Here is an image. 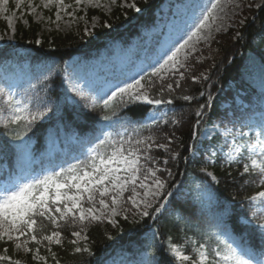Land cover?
I'll return each mask as SVG.
<instances>
[{
	"label": "snow or ice",
	"instance_id": "6c2138e0",
	"mask_svg": "<svg viewBox=\"0 0 264 264\" xmlns=\"http://www.w3.org/2000/svg\"><path fill=\"white\" fill-rule=\"evenodd\" d=\"M87 2L99 6L98 0H87ZM112 2L115 3L116 0ZM82 3L84 0H75L77 6ZM7 4L8 0H0V10L8 11ZM41 4L45 9L58 5L56 12L58 21L61 19V11L71 7L65 4V0H41ZM131 7L135 8V4ZM140 10L136 8L137 12ZM218 10H223L221 0H207V3L201 4L199 15L193 17L190 30L161 52L150 66V71H145L143 75L137 73L135 76H130L120 84L114 85L108 92H100L97 97L92 98L93 104L99 103L103 109L112 110L113 115H116L119 109L126 110L130 106H135L139 110L138 119L134 123L129 122L130 128L123 129L125 133H130L129 135L124 136L117 132L115 135L119 139H113L111 132L102 133L103 138H97L98 143L87 149L83 160H77L75 164L62 166L58 170L52 169L39 176L10 179L0 185V240L5 238L8 241L19 240L21 236L28 234L37 244L48 241L60 245L61 231H52L49 235L41 234L40 239H37L38 227L43 233V221L46 220L59 229L62 222L65 225L83 226L93 221L101 222L102 219H109L116 224L117 221L112 217L118 214H124L125 220L132 215L133 223H139L144 218L156 220L177 196H181L184 201L180 204L181 214L177 217L178 220L183 221L186 214L194 215L198 208L201 211L212 209L216 203L212 184L220 183L217 176L209 171L207 166H203L199 171L208 179L207 184H195L187 192H181L182 184L174 180L170 187H166L170 182L157 176L159 169L152 166L155 160L150 152L154 147L172 152L171 143L175 137L166 136L168 143L162 144L156 142L153 134L145 136L143 132L151 133L154 128L160 126L161 120L156 117L157 110L161 106L171 105L173 99L168 97L180 87L179 80L171 78L178 76L181 80L184 79L185 73L180 69L186 67L185 61L189 54L195 51V45L210 37L212 25L219 18ZM31 11L35 14L36 8L32 7ZM67 15L71 16L72 13ZM36 43L40 42L36 41ZM48 79L50 76L45 77V80ZM192 79L199 80L201 77L193 76ZM15 87L7 81L0 85V100L3 101L0 104V126L12 129L14 132L12 126L23 125L25 129L23 135L16 133L12 138L20 141L21 148H26L24 137L32 131L38 121L47 118L48 113L53 112L54 109L50 101L43 102L42 106L33 109V97L27 96L25 100L17 99L18 93L14 91ZM72 91L81 98H87L83 90L73 88ZM183 99L188 101L192 97L184 96ZM208 100H212L211 94L208 95ZM210 106L206 102L196 110L197 119L194 128L198 129L204 122L207 115L205 110ZM149 107L152 109L151 113L145 111ZM160 115L167 116L166 113ZM103 119L111 120L112 117L105 115ZM163 122L168 123V120L164 119ZM171 122L179 123L174 117ZM242 126L249 125L242 124ZM256 128L258 130L252 136L250 126L249 133H245L234 131L224 125V142L218 148L209 150L203 163L214 164L218 159H223L225 165L231 167L235 164L238 169H242L238 172L241 179L256 176L257 180H245V184L254 183L262 190L244 199L249 202L250 207L255 206V202H259V207L264 209V115ZM12 132L8 134L12 135ZM195 136L196 133L193 132L190 138ZM224 148H227V152L224 157H220L219 152ZM191 153V159L195 162L198 158L195 145L191 146ZM172 155L179 157L180 154L172 152ZM188 159L185 158L186 161ZM164 162L167 163V160ZM165 171L170 177L172 176L169 169ZM137 188L142 191H138ZM126 192L131 194L125 199ZM122 203L130 204L134 211L125 214L121 209L118 213L116 206ZM86 204L89 206L86 207ZM103 210H107L108 214L106 215ZM256 215V212H252L247 223H253ZM214 218L217 221L214 246L210 243L213 235L203 236L204 242L189 238L183 245L172 243L169 237L167 251L174 264H264V251L259 253L252 251L239 238L233 236L232 231L224 224L222 216ZM257 223L264 230V223L259 221ZM82 232L83 227L80 231L71 232L76 239L71 240L70 243L75 245L78 240L87 239L82 236ZM27 243L28 240H25V250L31 251L26 248ZM188 244L192 246V255L184 251ZM21 246L20 243L16 244L17 248ZM74 250L76 253L88 251L92 254L87 248L75 247ZM36 252V258L46 262L47 258L39 255V249ZM0 259L10 260L9 257H0ZM133 264H159V262L155 259V252H144Z\"/></svg>",
	"mask_w": 264,
	"mask_h": 264
},
{
	"label": "trees",
	"instance_id": "16d2710c",
	"mask_svg": "<svg viewBox=\"0 0 264 264\" xmlns=\"http://www.w3.org/2000/svg\"><path fill=\"white\" fill-rule=\"evenodd\" d=\"M161 2L163 0H135V4L142 10V13L137 12L134 7L119 5L114 7L109 14L95 8H87L88 18L95 15L100 18L98 24L88 32H84L80 27L76 31L40 33L41 25L29 18L27 26L19 25L21 37L16 39V45L4 44L0 47V53L3 51V53L8 54L12 49H24L32 63L36 62L38 57L41 56L52 58L54 73L48 80H45V77L50 74H44L42 80L37 82L36 88L40 91L38 96L40 100L43 96L42 102L53 101L57 96L54 89L58 86L55 72H58V74L61 72L65 59L72 54L83 51L89 52L95 47H99L102 41L108 37L127 33L132 27H136L142 21L144 22L149 17L146 18L144 15L147 13L152 14ZM243 14L245 19L242 23L237 24L238 28H229L228 31L217 33L211 44L202 50L208 58L207 60L198 63L192 59L193 63L184 71L185 77L180 81V87L176 88L171 97H168L173 99L171 104L175 110L173 117L179 123H172V119H169L168 123L162 127L160 136L164 141L166 136L175 137L172 140L171 149L180 155L176 160H173V176L171 177L173 179L179 177L183 168V158L188 154L189 143L192 140L190 137L194 132L193 126L197 119L196 110L200 105L208 102L209 94L217 93L213 105L214 114L221 112L219 101L223 93L233 92L231 87L229 90L222 92L218 90L220 86L223 88L228 87L230 85L229 81H233L247 93L249 91L254 95H260L264 92V0L259 7H254V2L248 1V6L243 9ZM1 25L3 24L0 23ZM36 41L40 43H36ZM193 76L201 77V79L193 80ZM184 96H190L192 99L185 101ZM103 111L112 110L103 109ZM83 114V110L75 108L74 115L77 119H80ZM138 114L139 110L135 106H130L126 110L121 109L113 117V120L117 124H121V127H127L131 119L134 121L138 119ZM46 125L47 122L42 124L41 129L44 130ZM12 128L16 130V126H12ZM0 129L5 128L1 126ZM10 130L12 132V129ZM8 133L7 130L3 132V135L12 137ZM27 135H29V132ZM214 168L216 173L222 169L218 164ZM238 172L237 167L231 175H227L229 172H222L221 174L222 179L217 191L218 196L224 201L225 207L233 205L236 208L245 196H249L259 189L252 183L245 185L246 177L241 179ZM201 176L200 173L197 174V177ZM212 216L216 217L215 215ZM228 224L236 225V221H230ZM131 225H134V223ZM131 225L129 222L123 223V221H120L119 226L122 227L120 229L111 228L106 223L87 226L90 249L94 252L93 255L100 253L114 239L127 234ZM232 230L235 231L236 228L232 227ZM64 231L66 232V229ZM123 233L124 235H121ZM56 249L63 264H80L82 258L86 256L84 252H73L70 242L66 246H58Z\"/></svg>",
	"mask_w": 264,
	"mask_h": 264
},
{
	"label": "rangeland",
	"instance_id": "374dc122",
	"mask_svg": "<svg viewBox=\"0 0 264 264\" xmlns=\"http://www.w3.org/2000/svg\"><path fill=\"white\" fill-rule=\"evenodd\" d=\"M248 1H253L254 7L262 4V0H221V6L223 10H218L219 18L212 25L210 37L207 40H201L195 45V51H192L185 61L186 67H190V65L193 63L192 59L196 60L198 63H202L204 60L208 59L206 58V55L200 51L204 47L206 49V45H209L212 42L216 33L228 31L229 28H238L237 24L242 23L245 19L243 9L248 6ZM134 2L135 0H121V5L129 7L133 5ZM169 3H171V1H168V3L163 5L164 11L162 10V17L156 21L155 25L141 29L140 35L134 37L129 45L121 48L119 47L118 43H116L113 51L110 54H103L102 58H104L105 61L102 62V67L107 69L110 67V62L112 61L113 64L116 63L117 73L122 70V73L129 72L132 74L131 76H135L137 73H139V65L144 63V60H148L152 57V52L158 41L159 43L155 52V58L153 60L154 62L160 56L162 51L171 46L174 40H179L181 37L185 36L193 24V17L195 15H199V6L203 3H207V0H178V2L174 1L172 4ZM65 4L71 5V7H68L66 11H61V19L58 21L56 19V12L59 7L58 5H53L50 8L45 9L41 4V0H8V4L6 5L8 11L0 10V21L1 24H3L0 26V45L4 42L14 43L17 38L21 37V34L19 33V25L27 26L29 18L36 23H40V33H42V31L49 33L52 30L61 32L76 31V29H79L80 27H82L84 32H88L98 24L99 16L96 15L88 18L84 14L79 16L78 12L81 9L90 6L109 14L117 5V0L115 3H113L112 0H98L99 6H94V4L88 3L87 0H84V3L79 6L75 4V0H65ZM32 7L36 8L35 14H33L31 11ZM53 8L54 10L51 12V9ZM168 9L169 11L167 12ZM67 13H72V15L69 16ZM161 28L163 30V35L161 37H154L156 33L160 32ZM156 30L158 32H156ZM205 31L207 32V30ZM149 46H153V49H149ZM140 50H142V52ZM129 57L136 59L137 64L134 66V68L138 71L135 70L132 72V69L125 68ZM97 62H99V60L82 62L72 68V76L71 79L69 78V84L73 88H76V85H81L82 83L85 85L88 74L91 73L90 76L92 77L97 69H101V67L95 68V66H98ZM132 62L134 63V61ZM9 64L10 61L0 64V74L5 75V78L8 80L7 82L17 86V82L14 83V81L16 78L20 79L26 72H28L29 63L25 62L26 67H24L14 62L13 66H16L17 71L16 75L13 76L4 72L1 68L4 66H9ZM111 68H114V65H112ZM185 68H181L180 70L183 71ZM111 83L112 82L109 81L107 85ZM0 85L2 84L0 83ZM108 89L109 87H107L106 90ZM238 104L243 105L240 100L238 101ZM226 106L229 105L226 104ZM254 115L250 116L246 121L243 122V124H247L249 126L254 124ZM214 125H218L219 127L214 128ZM249 126H247L245 129L246 133L249 131ZM228 128L232 129L231 127ZM253 130H256V126ZM216 132H220L223 135L224 126L221 125V123H215L208 126L204 132L203 138H210ZM226 152L227 150L224 151V154ZM137 190L142 191L139 188H137ZM129 194L131 193H125V199ZM85 206L87 207L89 205L86 204ZM97 207H99V205H97ZM116 207L118 213L121 212V209L124 211L126 210V207L123 203L121 205H117ZM258 208L260 210H264L260 207ZM103 211L106 215L108 214L107 210ZM120 215L121 214H118L112 217V219Z\"/></svg>",
	"mask_w": 264,
	"mask_h": 264
}]
</instances>
